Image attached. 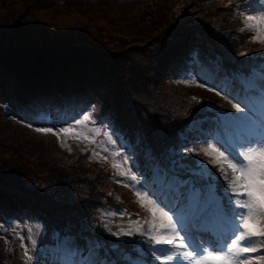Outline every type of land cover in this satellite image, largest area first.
<instances>
[{"label":"trees","instance_id":"1","mask_svg":"<svg viewBox=\"0 0 264 264\" xmlns=\"http://www.w3.org/2000/svg\"><path fill=\"white\" fill-rule=\"evenodd\" d=\"M123 1L133 4L130 7L135 9L136 18L141 19L144 25L138 36L125 37L127 42L115 41L117 37L109 34L97 40L79 22H73L72 26H56L39 18L29 23L21 16L14 18L13 23L5 24L0 20V92H11L23 108H38L42 103L52 104L53 100L66 108L74 104L78 107L86 101L95 104V114L101 119L107 118L128 145L148 148L150 143L141 142L142 135L147 141L159 138L170 145L165 154L156 152L145 156V150L138 154L140 166L149 179L155 181L158 191L173 197H178V193L182 192V204L193 206L203 200V196H209L211 186L218 204L227 208L219 176L211 166L183 165L171 159L168 153L172 145L186 142L187 134L198 132L199 126L209 119L217 124H227L246 122L248 117L244 112H237L233 104L238 102L216 86L199 82L204 85V91L210 94L190 92L182 87L168 94L157 89L151 79L165 78L166 71L177 70V64L183 66L189 54L191 60L203 59L207 55L221 64L226 75L241 81L249 97H255L256 93L264 94V61L259 66L252 64L247 68L244 58L254 53L250 48L247 49L250 52H241H247V55L229 52L232 51L228 47L232 41L229 33L239 17V11H235V7L233 10V5L240 0H231L230 6L222 7L214 4L215 0H199L202 1L199 7H196L194 0ZM149 6L154 9L150 11L147 9ZM84 7L90 9L86 5ZM230 7L236 18L232 16ZM132 44L143 47L139 51L128 49ZM234 60L238 67L232 65ZM121 64L125 67L122 68ZM11 83L14 86H10ZM142 84L146 90L151 89L147 104L140 100L146 96ZM210 88L213 90L209 91ZM218 99L224 103L216 102ZM0 108H3L2 104ZM18 117L9 113L8 119L28 127L30 120L24 121ZM37 145L39 149L34 147L37 156L45 159L43 166L39 164L29 173L28 160L12 155L10 158L14 168L8 169L10 173L0 169V213L9 221L24 215L26 211H34L45 227L43 249L53 253L58 260L64 258L63 254L70 253L65 248L66 240L80 235L84 247L79 256L91 253L97 255L96 262L99 264H120V260L111 253L101 251L100 245L92 243L86 236V233H95V230L82 223V215L96 212L94 205H90V211L78 213L71 199L80 193L64 186L68 181L64 177L54 178L56 182L48 187L39 185L37 181L50 172L58 173V169L59 173L64 171L59 161L68 167V162L74 158L66 156V159L63 158L65 160L59 159L58 163L52 165L47 144L38 142ZM76 162L71 164L74 166ZM17 165L28 166L20 171ZM148 166L150 169H147ZM44 169L46 173H43ZM202 169H206V172ZM200 175L205 179L202 180ZM73 180L76 181L74 177ZM90 184L88 181L89 187ZM96 193L93 195L95 198ZM133 263L130 261L128 264ZM136 264L142 263L137 260Z\"/></svg>","mask_w":264,"mask_h":264},{"label":"rangeland","instance_id":"2","mask_svg":"<svg viewBox=\"0 0 264 264\" xmlns=\"http://www.w3.org/2000/svg\"><path fill=\"white\" fill-rule=\"evenodd\" d=\"M194 1L196 2V7L201 6L202 1ZM230 1L215 0L213 2L222 7L230 6ZM262 4H264V0H240L235 6L233 5V10L235 7V11H239V17L237 18L231 7L229 9L232 16L236 18V22L231 27L229 33V36L232 38V41L229 42L230 46H228L232 51L229 50V52L230 54L238 53L240 55L242 50L247 52L253 51L254 53L249 55L245 52L247 56L244 58V64H247V68L252 64L259 66L264 61V44L253 42L250 38L251 33L248 30H242L245 28L243 17L258 14ZM85 5L92 10L85 9ZM130 5L133 4L131 2L126 3L123 0H0V20L5 24L13 23L15 22L13 21L14 18L21 16L26 18L29 23L39 18L42 20L46 19L47 22L50 24L54 23L56 26H72L73 22H75L73 24L79 22L81 23L80 25L86 26L82 28L97 40L109 34L113 38L117 37L114 39L115 41L127 42L125 37L131 38L138 36L143 31L142 27L144 26L143 21L136 18V11ZM82 9H85V11ZM147 9L151 11L154 8L149 6ZM94 10H101V12ZM229 10L228 12L230 13ZM7 14H9L8 18L2 17ZM137 39L134 38V40ZM142 47V45L136 46L132 44L128 46V49L139 51ZM248 48H250V51L247 50ZM194 59L191 60V55H187L186 63L183 66L177 64L179 67L177 70L172 69L171 71H166V76L163 79L155 80V78H152V84L157 89L168 94L171 93V90L178 87L187 88L190 92L210 94L199 86V82L216 86L228 93L244 108L245 112L248 110L254 114L256 121L253 118L251 124L256 125V127L254 131L248 132V136L244 135V137L248 138L252 135L264 134V96L256 98L258 95L256 93L255 97H249L247 95L249 93H246L242 83H240L241 81L237 80L234 76L226 75L225 69L215 59L207 55L203 59ZM232 65L238 67L237 61H232ZM121 67L123 68L125 65L121 64ZM10 86H14L13 83ZM141 87L146 91V96L142 97V99L140 98V100L147 104V96L151 89L146 90L143 84ZM125 98L128 99V97ZM216 102L221 103L222 101L218 99ZM4 103H6L5 106ZM0 104L3 105V108H0V169L8 170L14 168V165L11 164L12 158H10L12 155H17L21 160L23 158L28 160V164H30L29 169H27L28 165L26 167L17 165L20 171L27 169L30 173L39 164L43 166L45 159L38 157L37 151L34 148L39 149L37 148L38 142H43L45 145L47 144V148H50L49 156L52 158V165L55 162L58 163L59 159H63L64 157L66 159V156H69L67 158L73 157L74 160L68 162V167H65L66 163L59 161L58 164H62L61 166L65 168L63 169L64 171L59 173L60 169H58V173L56 171L50 172L45 178L41 177L37 181H39V185L48 187L56 182L54 181L56 177L68 179V181L64 180L66 181V185L64 186L73 192L80 193V195L77 193V197L73 196L71 199L75 207H77V212L81 214L87 210L90 211V205H94L95 209H97L93 214L86 213L82 215L83 218L81 217L84 220L82 222L83 224L86 226L89 225L91 229L95 230V233H91L90 231V233H86V236L92 243H98L101 251L107 254L111 253L114 258L120 260V264H128L130 261L136 264L137 260L142 264H163V257L161 259H157L156 257L161 256L159 249L167 248L168 246L156 245L146 235L140 233H134L133 235L116 234L121 229H133L135 226L132 222L136 220H140L144 228L147 229L148 226L144 224V219L149 216V213L137 203L133 187L125 186L126 184L131 185L132 182L125 177L115 174L116 169L112 167L114 161L122 162L123 158L126 157L127 164L124 167L131 168L139 180V184L135 185V188L141 191H147L153 200L164 204L168 210L172 209L174 218H176L177 212L180 214L188 212L183 216L188 218L195 217L192 220L194 222H198L199 218H205L209 229L210 225H212L211 221H214L211 216L217 217V222L214 221L213 225H219L221 223L217 216L218 202L209 193V196H203V200L200 199L201 201L196 202L190 207L192 209L188 208L184 211L183 207L178 206V199L166 200L167 194L162 193L161 190H157V186L154 185L155 181L149 179L147 172L140 166L138 154L139 152L142 153V150H145V156H149L156 154V152L165 154L167 149H170V145L165 144L163 139L159 140L156 137L158 140L150 142L142 135L141 142L150 143L148 148L145 146L137 147L128 145L121 134L112 128L107 118L101 119L95 114V104H90L89 101L80 103L78 107L77 104L68 108L62 107L59 106L57 100H53L52 104L42 103L38 108L33 106L31 108H23L22 103L11 92L3 91L0 92ZM9 113L21 117L20 119H24V121L27 119L28 121L30 120L29 122L27 121L28 127L19 125L15 121H10L8 119ZM45 113H48V116H45ZM84 115H90L92 120L95 121L94 124L89 122V128L99 127L102 130V134L96 137L98 141L103 142L100 146L87 144L86 142L67 138L63 135L58 139L52 133L36 131L37 128L45 127H51L54 131H59L61 128L74 125ZM237 123L217 124L214 120L209 119L206 124L199 126L201 128L198 132L188 133V140L186 142L181 141L178 145H172L171 147L173 148L168 153L171 159L183 165L188 164L196 167L201 165L211 166L213 171L219 176L220 189L225 198L224 201L227 204L226 181L217 168L208 163V160L211 158L204 155L202 148L206 147L207 143H216L217 140L220 144L225 145V147L243 143L245 141L243 137L244 126L236 125ZM104 133L110 134L111 140L115 141V143H110ZM213 137L215 139H212ZM61 140L71 145L72 150L68 151L66 147H61ZM217 146L219 147L220 145L217 144ZM105 147L108 148V152L102 150ZM93 149L99 153L98 156H92ZM188 149H192L193 151H188ZM221 150L223 151L224 149L222 148ZM113 151H119L121 155L113 157L111 155ZM101 157H107V159H101ZM75 160L77 162L73 166L71 163ZM147 169H150V167L148 166ZM225 171L231 175V170L227 168V165H225ZM44 172L46 173L47 171L44 169ZM7 173H10V170ZM70 174L72 176L71 179ZM73 177L76 180L75 182ZM200 178L202 180L205 179L201 175ZM88 181L91 183L90 187L87 185ZM67 184L71 186L68 187ZM95 191L98 192V194L96 193V198L93 196L95 195ZM67 195L70 194L68 193ZM178 197L184 200L182 198V192L178 193ZM112 213H115V215H112ZM187 224L192 231L190 224ZM29 229H31V233ZM44 232L45 227L40 217L34 211H26L24 215L9 221L0 213V264H99V262H96V259H98L97 255L89 253L83 257L79 256L81 249L84 247L81 243L84 240L80 235H76L77 238L69 237L66 240L65 248L70 251L68 255L63 254L64 258L59 260L58 258H54L53 253H48L43 249L46 242L44 241ZM181 234L183 235V233ZM30 235L36 240L35 247L31 244V240L29 239ZM18 236H23V241ZM193 236L198 241L204 244L207 243V246H210L214 242L211 240H202L199 235L193 234ZM222 239L223 225L221 224V233L218 240ZM22 243L28 248V255L31 257L30 261L24 255V248L21 246ZM154 251L156 255H153ZM259 254L253 253L250 255L256 256ZM170 264H187V262L177 257Z\"/></svg>","mask_w":264,"mask_h":264},{"label":"snow or ice","instance_id":"3","mask_svg":"<svg viewBox=\"0 0 264 264\" xmlns=\"http://www.w3.org/2000/svg\"><path fill=\"white\" fill-rule=\"evenodd\" d=\"M243 21L245 28L242 30H248L251 33L252 41L264 44V4L261 5L258 14L246 15ZM241 54L246 55V53ZM199 86L204 87L203 84ZM212 90L209 89V91ZM233 107L237 112H244V108L239 103L233 104ZM89 122L95 123L90 115H84L74 125L61 128L59 131H54L51 127L37 128L36 131L52 133L58 139L63 135L100 146L103 142L98 141L96 137L102 134V130L99 127L89 128ZM104 135L110 143H115L111 140L110 134L104 133ZM60 143L61 147H66L68 151L72 150L71 145L66 144L64 140ZM217 144L220 146L218 147ZM102 150L108 152L107 147ZM188 151L193 150L188 149ZM202 152L211 158L208 163L216 167L226 181L228 207L218 206L217 208L218 219L223 225L222 240L214 241L209 247H205L204 243L193 237L182 214L177 212L174 219V216L170 214L172 209L165 211L156 200L149 196L147 191L135 188L139 180L131 168L124 167L127 164L126 157L122 162L114 161L112 167L116 169V175L132 182L131 185L126 184L125 186L133 187L137 203L149 213V216L144 219V224L148 227L145 229L140 220H136L132 222L135 226L133 229H121L116 234L140 233L146 235L156 245L168 246L159 249L161 256L156 257L157 259L163 257V264H170L177 257L187 264H264V134H260L259 137L252 135L239 145H228L227 147L217 140L216 143H207V146L202 148ZM98 155L99 153L93 149L92 156ZM111 155L118 157L121 153L113 151ZM101 159L106 160L107 157H101ZM225 165L231 170V175L225 171ZM202 171L206 172V169ZM209 194L213 197L215 195L211 186ZM29 232L31 233V229ZM18 238L21 241L24 239L23 236H18ZM29 239L35 247L36 240L31 235ZM21 246L24 248L25 257L30 261L27 246L23 243ZM253 253L260 254L250 255ZM153 255H156L155 251Z\"/></svg>","mask_w":264,"mask_h":264}]
</instances>
